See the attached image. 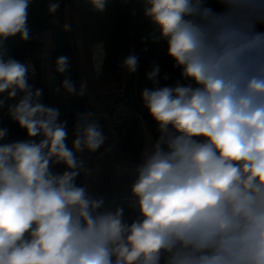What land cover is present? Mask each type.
<instances>
[{
  "label": "clouds",
  "instance_id": "obj_1",
  "mask_svg": "<svg viewBox=\"0 0 264 264\" xmlns=\"http://www.w3.org/2000/svg\"><path fill=\"white\" fill-rule=\"evenodd\" d=\"M110 2L87 0L98 13ZM118 2L142 6L152 41L166 42L179 69L164 86L171 76L158 63L145 74L153 86L140 99L156 135L146 132L134 168L131 222L124 204L107 206L76 182L91 174L82 155L108 139L97 113H76L69 147L67 119L29 83L34 64L3 47L32 39V0H0V108L20 97L8 116L26 135L7 142L0 127V264H264V0H213L218 9L209 0ZM60 5L52 0L48 14ZM70 67L58 56L48 79L62 75L53 90L83 97L87 81L77 86ZM119 67L135 74L139 56Z\"/></svg>",
  "mask_w": 264,
  "mask_h": 264
},
{
  "label": "crops",
  "instance_id": "obj_2",
  "mask_svg": "<svg viewBox=\"0 0 264 264\" xmlns=\"http://www.w3.org/2000/svg\"><path fill=\"white\" fill-rule=\"evenodd\" d=\"M50 2L52 0H32L28 19L32 39L29 42H21L18 36L9 38L7 42L15 45L14 52L26 54L22 62L26 58H31L38 65L42 81V100L45 104L60 110L61 120L67 119L70 145L76 113L93 111L100 97L117 90L125 78L126 73L119 65L131 52L136 53L130 31L134 12L130 6L121 3V10L116 11L118 0H112L103 13L95 12L87 0H61L60 9L53 17L47 12V5ZM54 19L58 23H53ZM66 22L71 24V32L63 30L62 26ZM100 49L106 52V60L107 52L112 53L114 57L118 55L114 61L115 67L103 69L101 76L98 77L93 72L92 57L96 50ZM60 55L70 58V74L77 86L82 80L87 81L88 91L85 96L67 95L62 89L59 92L53 90L64 78L62 75H57L55 81L48 79L49 75L54 73V61ZM7 111L6 105L0 108V114H5ZM134 118L138 119L137 126L134 125L136 123L130 122L134 119L128 120L124 131V142L132 151L137 164L145 145L146 132L155 135L151 126L140 114ZM15 126H17L16 134H10L7 142L26 139L25 132L18 125ZM135 165L114 161L99 166L95 162H85V167L91 170V174L85 176L82 173L76 182L87 183L91 191L105 196L107 206L124 204L125 218L131 222L134 215L126 206V198L131 195V185L136 178ZM63 170L62 165L54 168V171L58 172Z\"/></svg>",
  "mask_w": 264,
  "mask_h": 264
},
{
  "label": "built area",
  "instance_id": "obj_3",
  "mask_svg": "<svg viewBox=\"0 0 264 264\" xmlns=\"http://www.w3.org/2000/svg\"><path fill=\"white\" fill-rule=\"evenodd\" d=\"M100 51V52H99ZM36 68L35 76H30L29 83L35 88L41 89V73L38 65L31 58ZM105 61V53L102 50L95 52L93 57V70L96 76H101ZM134 79V74L126 75L121 82L120 87L111 93L102 95L93 110L99 117V122L107 136V141L101 149L95 154L85 153L82 155L84 162H95L99 166L106 165L110 162H121L123 164L135 165L136 160L129 147L124 142V129L128 120L135 114V103L129 94V81ZM17 98H20L19 96ZM71 147V143L69 145ZM111 147V152L105 149Z\"/></svg>",
  "mask_w": 264,
  "mask_h": 264
},
{
  "label": "rangeland",
  "instance_id": "obj_4",
  "mask_svg": "<svg viewBox=\"0 0 264 264\" xmlns=\"http://www.w3.org/2000/svg\"><path fill=\"white\" fill-rule=\"evenodd\" d=\"M125 6H130L131 9L134 12V14L132 16V20H131L132 23L130 25L131 39H132L131 42L134 45V47L136 48V54L138 55V51L139 52L140 51L143 52L145 50L148 51V49H149L148 40L147 41L142 40V36L140 37L141 33L137 32L138 31V27L140 25V22L143 19V17H142L143 14H141L140 17L138 15L140 12L142 13V6L139 5V4H128V5H125ZM121 7H122V5H121ZM151 26H153V25L150 23V24H148L147 27L151 28ZM126 28H127V26H125V29ZM162 49H163V51L161 53L162 55H160V50H162ZM96 52H98V50H96ZM104 53H106V52H104ZM156 53H157L158 56L159 55L162 56V58H165L167 56V44H166V42H164L163 40L158 41L157 49L152 52V55H148L149 57L142 56L139 59L142 60L141 61L142 63L145 62L146 65H151L153 63V61L158 58V57H155ZM24 55H26V54H22L20 56H13V57L21 61L24 57H26ZM117 55H115V57H114L112 55V53L107 52V60H106V54H105V61H104L103 69H109V68H112V67L114 68L115 67L114 66V61H115ZM93 57H92V65H93ZM139 64H140V60H139ZM159 66H160V69H161V76H163L164 73H168L171 76V79H169L168 81H164V80L161 79V81H160L161 86H164L165 84H172L175 79L179 78V74H177L176 76L174 75V77H172L174 69L172 67V61L170 59H168L167 61L163 62ZM93 72H94V70H93ZM143 72H144V70H142V68L140 69V67H139L138 71L134 74V79L129 81V94L131 95V97L134 100L135 110H136L135 114L131 117L134 120H131L130 122H131V124L138 122L137 121L138 117L134 118V116H136L137 114H140L142 116V118L144 119V121L146 123H148L149 125H151V126L153 125L154 129H155L156 125L152 121L151 117L148 115L147 110L142 106V102H141V99H140L141 91L144 88H146V87L151 88L153 86L152 83L149 80L146 79V75H144ZM53 102H54V97H53ZM13 104H15V103H13ZM50 104H51V101H50ZM9 105H11V104H9ZM4 119H6V118H4ZM134 125L137 126V123L134 124ZM125 129H124V131H125ZM126 144H128V142H126Z\"/></svg>",
  "mask_w": 264,
  "mask_h": 264
},
{
  "label": "trees",
  "instance_id": "obj_5",
  "mask_svg": "<svg viewBox=\"0 0 264 264\" xmlns=\"http://www.w3.org/2000/svg\"><path fill=\"white\" fill-rule=\"evenodd\" d=\"M39 1V0H38ZM209 4H210V6H212L213 8H217L218 9V5L216 4V3H214L213 2V0H209ZM117 7L115 8V10L116 11H119V10H121L120 9V6H121V4L120 3H118L117 5H116ZM141 14H143V11H142V13L140 12L138 15H139V17H140V15ZM142 17H143V19H142V21L140 22V25H139V27H138V31L137 32H140L141 34H140V37L142 36V38L143 37H146V36H149V39H148V45H149V49H148V51H143V52H139L138 51V56H139V58H141L142 56H147V57H149L148 55H152V52L153 51H155L156 49H157V44H158V42H153L152 41V39H151V37H150V35L149 34H152L153 32H154V26H151V28H148L147 26H148V24H150V21H148V19H146L145 17H144V15H142ZM140 19V18H139ZM3 47H4V49H6L7 50V52H8V54L9 55H11V56H20V55H22L21 53L22 52H14L13 50H14V48H15V45L14 44H12V43H8L7 41L4 43V45H3ZM152 51V52H151ZM162 51H163V49L162 50H160V55H162L161 53H162ZM158 56L157 55V53H156V56L155 57H158L156 60H154L153 61V63L151 64V65H146V63L144 62V63H142L141 61V59H139L140 60V64H139V67H140V69L142 68V70H144V72H143V74L145 75L148 71H150L151 70V68H152V66H153V64L154 63H158L159 65L160 64H162L163 62H165V61H167L168 59H169V57H168V55L165 57V58H162V56ZM142 63V64H141ZM177 74H179V69H174V71H173V75H172V77H174V75L176 76ZM18 100H19V98H15V99H12V100H8L7 102H6V106H7V108H8V105L9 104H13V103H17L18 102ZM4 118H6V119H4ZM8 120V121H7ZM15 125H17L16 123H14L13 121H11V119L9 118V116H8V111L5 113V114H0V127H7L8 128V130H9V135H8V137H7V139L8 138H10V134H16V131H17V129H16V127L17 126H15ZM151 126V125H150ZM156 127V126H155ZM151 128H152V131H153V133H154V135H156V128L154 129V126L152 125L151 126Z\"/></svg>",
  "mask_w": 264,
  "mask_h": 264
}]
</instances>
